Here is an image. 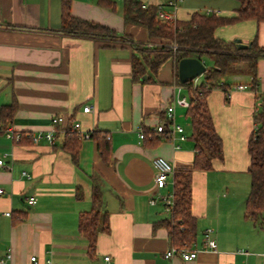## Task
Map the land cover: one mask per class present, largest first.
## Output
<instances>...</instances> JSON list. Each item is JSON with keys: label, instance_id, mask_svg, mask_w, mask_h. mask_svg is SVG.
<instances>
[{"label": "crops", "instance_id": "obj_1", "mask_svg": "<svg viewBox=\"0 0 264 264\" xmlns=\"http://www.w3.org/2000/svg\"><path fill=\"white\" fill-rule=\"evenodd\" d=\"M101 1L70 0V13L114 29L123 38L112 43L59 32L62 0H0V122L9 117L7 126L20 133L16 140L0 131V159L8 165L0 166V264H32L31 256L35 264H264V214L257 222L245 216L247 143L261 110L264 58L257 62L255 83L246 74L225 78L231 86L247 85L245 90L213 88L206 97L223 153L212 159L210 169L192 173L195 237L184 246L197 249L196 258L167 260L163 254L174 244L164 222L170 213L159 196L174 193V179L170 176L157 190L153 158L164 157L174 168L191 167L196 143L187 107L175 105L168 123L183 128L184 141L177 132L170 139L155 128L167 122L166 108L175 96L190 102L189 93L176 81L173 58L156 72L146 69L134 78L132 58L140 57L134 44L151 47L159 41L145 27L125 23L124 0H110L113 8ZM138 1L157 8L168 0ZM177 5L176 22L196 12L236 16L240 3L181 0ZM259 23L245 19L219 26L214 34L232 42L256 38L263 46L257 38ZM203 77L195 78L193 86ZM10 104L13 108L3 112ZM85 105L89 112H83ZM54 116L63 117L64 123L53 127ZM75 122L97 136H79L76 161L64 147L67 126ZM52 129V144L45 138L31 141V134ZM104 135L109 149L102 154L98 141ZM94 185L100 189L105 223L90 248L79 230V217L92 209ZM30 196L36 199L32 205ZM208 230L215 249L203 244Z\"/></svg>", "mask_w": 264, "mask_h": 264}, {"label": "trees", "instance_id": "obj_2", "mask_svg": "<svg viewBox=\"0 0 264 264\" xmlns=\"http://www.w3.org/2000/svg\"><path fill=\"white\" fill-rule=\"evenodd\" d=\"M238 1L240 6L236 16L227 17L196 12L191 15L190 19L177 21L174 25L155 18L156 6L143 8L138 0H124L123 2L125 23L145 27L149 36L159 41V44L151 47L133 42L140 51L139 58H132L134 78L144 75L146 69L156 72L168 58H173L176 63L175 76L178 83L177 63L180 59L198 58L204 61L206 66L203 80L199 85L193 86V80L182 84L188 90L190 97L187 115L192 126L196 153L191 167L174 168L173 172L174 205L170 216L164 222L170 227L171 239L176 247L189 244L195 237L194 219L190 211L192 173L196 169H210L212 159L221 158L223 153L222 141L213 126L206 97L213 88H221L226 92L231 85L225 81V78L234 74H246L251 78V83H255L257 62L260 58H264V47L258 44L256 38L252 39L250 46L238 48L232 41L215 37L214 31L219 26L245 19H254L258 23L264 21V0ZM101 2L113 8L112 1L102 0ZM58 31L76 37L102 39L108 43L123 38L106 25L74 17L70 13V0L61 2V22ZM238 64H242L243 69H238ZM9 107L12 109L13 104L3 106L2 111L5 112ZM6 118L8 120L0 122L2 128L9 124V117ZM254 122L255 127L247 143L250 159L248 167L250 190L245 200V216L257 222L264 214V93L261 110L254 117ZM66 130L67 137L64 147L76 161L79 135L70 125ZM95 136L94 132L91 138H97ZM98 149L102 154L109 149V138L106 135L101 137L100 142L98 141ZM101 204L100 189L94 185L92 209L82 213L79 217V230L88 239L90 248L94 247L96 232L105 223Z\"/></svg>", "mask_w": 264, "mask_h": 264}, {"label": "built area", "instance_id": "obj_3", "mask_svg": "<svg viewBox=\"0 0 264 264\" xmlns=\"http://www.w3.org/2000/svg\"><path fill=\"white\" fill-rule=\"evenodd\" d=\"M181 0H168L165 5H158L156 8L155 12V18L158 21L161 22H168L174 24L176 22V10H177V4ZM165 6L168 7L169 10H165ZM142 7H146L145 5H142ZM175 48V46H174ZM231 89L237 90V91H243L247 88V85L239 83V84H234L231 86ZM178 91L180 87L178 86ZM179 105V106H184L188 107L189 106V101L185 97H178L177 95L174 98V101L171 105L167 106L166 111H167V122L159 124L155 128V132L164 134L167 136V138L173 139L174 133L177 132L179 134L178 139L180 141H184L186 139V136L183 134V128L179 125H176L173 123L172 127L168 126L169 121L172 122L173 116H174V106ZM90 106L85 105L83 107V112H89L90 111ZM64 123V118L61 116H54L51 119V125L53 127L60 125ZM72 128L77 132V134L82 138V139H89L92 137L93 131H84L81 130L80 128V123L75 122L72 125ZM0 131H4L6 137L10 139H20V133H15L12 131L10 126H7L5 128L1 127L0 124ZM54 130L46 132V133H36V134H31L30 139L33 143H37L40 139L45 138L49 143L54 142V135H53ZM140 139L144 138V134L140 133L139 135ZM153 164L156 168L155 172V177H154V183L155 187L157 190L163 189L166 184L167 180L170 176L173 175L174 172V166L164 157L158 156L153 158ZM0 166L2 167H8V165L0 159ZM2 189L0 188V193H2ZM160 201L163 203L164 209L166 212L171 213L173 210V205H174V193H168L166 195L159 196ZM27 202L29 205H32L36 202L35 197L30 196L27 199ZM150 202L153 203L154 199H150ZM10 213H6V215H9ZM210 230H208L207 233H205L203 237V244L205 245V248L209 249H215L216 248V242L209 236ZM198 253L197 249H190L186 246L182 247H175L171 246L168 250H166L163 254L164 258L167 260H171L174 257L180 258L182 261H189L194 258H196ZM7 258H10V254L6 255ZM109 257H105V260H108ZM30 261L32 264L36 263V257L31 256ZM4 262V258L0 259V263ZM48 264H56L54 262L48 261Z\"/></svg>", "mask_w": 264, "mask_h": 264}, {"label": "water", "instance_id": "obj_4", "mask_svg": "<svg viewBox=\"0 0 264 264\" xmlns=\"http://www.w3.org/2000/svg\"><path fill=\"white\" fill-rule=\"evenodd\" d=\"M234 43L238 48H246L250 46L251 41L243 43L240 39H234ZM206 70L203 61L198 58H182L177 63V74L179 83L183 84L189 80H194L202 75Z\"/></svg>", "mask_w": 264, "mask_h": 264}, {"label": "rangeland", "instance_id": "obj_5", "mask_svg": "<svg viewBox=\"0 0 264 264\" xmlns=\"http://www.w3.org/2000/svg\"><path fill=\"white\" fill-rule=\"evenodd\" d=\"M253 29L255 30V27H253ZM258 41L259 43H261L264 46V21L259 23V27H258Z\"/></svg>", "mask_w": 264, "mask_h": 264}]
</instances>
